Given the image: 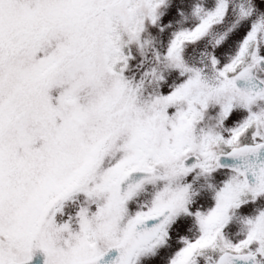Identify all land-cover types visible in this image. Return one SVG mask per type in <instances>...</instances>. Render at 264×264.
<instances>
[{
	"label": "snow or ice",
	"instance_id": "snow-or-ice-1",
	"mask_svg": "<svg viewBox=\"0 0 264 264\" xmlns=\"http://www.w3.org/2000/svg\"><path fill=\"white\" fill-rule=\"evenodd\" d=\"M0 264H264V0H0Z\"/></svg>",
	"mask_w": 264,
	"mask_h": 264
}]
</instances>
